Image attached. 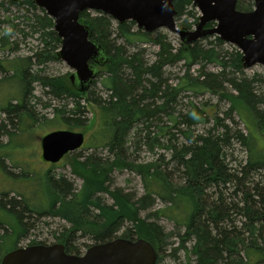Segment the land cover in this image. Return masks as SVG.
<instances>
[{"label":"trees","instance_id":"16d2710c","mask_svg":"<svg viewBox=\"0 0 264 264\" xmlns=\"http://www.w3.org/2000/svg\"><path fill=\"white\" fill-rule=\"evenodd\" d=\"M18 1L9 0L8 3L25 7L23 17L32 22L31 30L37 34L42 44L39 51L21 59L23 64L27 62L29 65L31 59H35L38 65L50 58L59 60L56 51L60 47V39L53 29V19L44 9L37 7L33 0ZM0 6H3L2 2ZM174 7L176 18L186 11L194 24L198 20L192 0L174 1ZM37 10L39 14L36 13ZM111 19L99 11H95L94 16L88 11L79 14V21L91 31L90 38L100 44L109 55L105 71L108 73L107 89L111 90L107 99L91 98L88 95L87 100L97 107L95 123L97 128L101 126V131H97L86 144L87 148H93L94 151L85 157L76 155L71 162L73 174L82 180L81 186L76 190L73 183L63 175L57 178L47 173L44 174V184L42 176L34 175V172L24 174L21 168L19 178H36L30 185L32 188L36 187L33 188L36 192L26 197L22 192L0 190V261L10 247L21 246L20 240L26 238L32 220L51 216L70 224L57 235L58 243L64 245L67 253L81 254L71 242L72 236L87 238L93 243L118 236L130 240L141 237L154 246L157 264L160 254L171 244L173 246L174 242L170 243V239L178 238L175 247L179 249L184 248L187 241L193 240L191 247L197 256V264H264V155L254 145L259 136L250 127V122L247 123L248 131L244 134L237 128L232 116L233 111H237L234 103L237 98V102L244 103L252 113L250 119L257 121L255 128L262 131L260 135L264 137V111H259L254 104L255 95L250 80H225L227 68L233 67L237 71L242 69L241 53L204 49L198 45V41L187 50L181 46L174 53L172 46L159 39V33L156 38H152L151 33L139 28L132 30L133 21L117 25L123 43H112ZM190 24L192 23H188L186 19L180 26L190 28ZM23 36L26 34L23 33ZM213 37L215 44L223 43L217 35ZM147 42H153L158 47L152 63H144L139 50L129 53L126 51L127 47H136V43ZM178 58H183L192 65L198 61L217 63L221 69L216 74H202L201 69L200 75L194 79H189L186 72L177 84L171 85L162 78V69ZM12 68V73L16 72L19 78V94L0 106L7 116L10 131L15 132L14 120L20 122L24 115L33 117L25 103L29 98L27 94H32V88L26 79L27 73L29 80L39 79L42 86L48 87L55 97H76L77 101L68 109V113L76 115L73 119L80 124L78 115L82 113L83 107L79 103L82 97L79 96L85 93L71 87L67 76L63 79L68 88L65 85L61 88L53 84L55 80L30 75L26 68ZM0 69L4 70L1 66ZM125 70L129 71L128 76L125 75ZM208 77H211L210 82L207 81ZM224 82L238 94L236 97L229 93L232 106L230 104L225 110V118L230 121V125L225 123L224 118L216 121L217 132L209 130L195 134L191 126L202 121L205 116L202 115L203 111L197 112L194 109L180 117L174 116V105L181 90L208 88L223 91L226 88ZM54 87L60 90L55 91ZM146 100L148 101L145 102ZM158 114L169 115L172 123L170 128L183 135L181 142L174 133L164 142L163 135L158 136L159 132L151 135V119ZM233 123L236 125L234 129ZM134 128L137 133L131 137L134 141L131 142L133 150L130 151L132 146L127 143L130 142V133ZM162 130L160 128L161 133ZM2 131L8 134L9 130L1 123L0 133ZM233 140L247 147V150L246 158L231 169L227 161L232 155L229 150L233 149ZM140 146H145L149 151L161 149L164 152L153 160H139L133 153ZM98 148L105 149L107 155L98 156ZM166 153L169 154L167 161ZM0 163V169L6 173L1 159ZM114 170L136 174L141 180L142 193L134 197L118 187L110 190ZM27 181L28 179H23L29 185ZM39 186H43L41 192ZM102 193L108 194L113 203L106 204L100 197ZM156 200L162 206L152 213H146L142 218V212L153 207ZM162 217L182 227L184 232L174 234L173 231H166L156 220ZM127 222L130 226L124 227ZM120 229L122 233L118 235ZM37 243L43 244L35 241L27 244Z\"/></svg>","mask_w":264,"mask_h":264},{"label":"rangeland","instance_id":"374dc122","mask_svg":"<svg viewBox=\"0 0 264 264\" xmlns=\"http://www.w3.org/2000/svg\"><path fill=\"white\" fill-rule=\"evenodd\" d=\"M8 1L9 0H0V3H3V6H0V66L4 69H0V106L4 105L11 97H17L19 94V78L16 72H14V74L12 73V67L26 68L27 71L30 72V75L36 74L38 77L55 80L53 84L61 88L64 85L66 86V82L63 77H68L73 72V69L60 59L52 60L50 58L41 65H38L35 59H31L29 65L27 62L23 64L21 59L32 56L35 52L41 49L42 44L37 38V34L31 30L30 25L32 22H28V20L23 17V15H25V7L21 5H10ZM253 7V0H238L236 5V8L242 11L251 10ZM84 11H88L91 16H94L96 10ZM194 12L199 17V11L196 8ZM36 13L39 14V11L37 10ZM186 19H188V23H192L190 24L189 29H193L198 20L195 21L194 24L192 21L193 19L187 16L186 11H183L179 17H175L176 26H180V24H182ZM111 21L113 24L110 30L112 33L110 39H114L112 43L114 41H116L117 44L123 43V38L119 32L120 30L117 28L119 23L115 19H111ZM129 21L132 20H127V22ZM131 28L132 30L138 29L134 21L131 24ZM23 33H25L26 36H23ZM158 33L160 34L159 39L172 46L174 53H176V50L180 49L181 42L177 33L161 27L151 32V37L156 38ZM196 41H198L197 43L201 48L213 49L216 52L222 51L235 53L236 51H239L236 46L224 41L222 44H215L213 35L204 36ZM135 46L136 47H127L126 51L129 53L130 51L139 50L140 57H142V61L144 63L149 64L155 60L158 47L153 42L136 43ZM48 47L50 48L51 45ZM188 68H190L189 71H187ZM201 69H203V71H201ZM220 69V65L217 63L198 61V63L192 65V63H187V61L183 58H178L175 62L167 64L163 67L162 78L166 81V83L175 85L180 81V78L183 77L186 72L188 73L189 79H194L200 75V71L202 74H216L220 71ZM124 73L128 76L129 71L125 70ZM107 75L108 73L105 71V67L102 65L99 66V71L93 79L94 83L89 86L85 94L79 96L82 97L79 99V103L83 107V111L78 115L80 122V124H78V122H75L73 119L76 115L73 116L71 113H68V109H71L74 102L77 101L76 97L74 99L70 96L65 98L63 97L64 95L61 98L55 97L51 92H49L50 89H48V87L42 86L39 79L31 78L32 80H29L28 73L26 74V79L30 83L29 86L32 88V94H27L29 98L25 100V103L26 108L29 109L33 117L30 118L24 115L23 118L20 117L22 118V121L18 122L17 120L16 122V120H14L15 132H12L10 131L11 129H9V126H7V116L0 108V124H5L7 131L9 130L8 134L6 131H2V133H0V149H3L0 151V159L3 162L4 170L6 171L5 173L0 169V190L3 189L22 192L26 197H29L36 192V190H33V188L35 189L36 187L32 188L30 186L36 178H19L21 168L23 169L24 174L34 172V175L42 176L44 184H46L44 174L47 173L57 178L60 175H63L73 183L76 190L80 188L82 180L73 174L71 162L74 158H76V155H82L81 157H85L87 154L94 151L93 148H87L86 144H88L90 138L96 134L97 131H101V126L97 128L95 123L97 111L96 105L91 101L89 102L87 99L88 95H91V98L97 99L100 97L102 99H107V96L111 93V90L107 89ZM225 76V80L233 78L236 80L241 78L250 80L251 87L255 95L254 104L259 111H264L263 65L256 63L248 67H242L239 71L230 67L226 69ZM210 78H207V81L209 80L208 82L211 81ZM215 83L216 81L214 82V85ZM223 85L226 87L223 91L211 90L208 88L181 90L178 93L176 104L174 105V116L180 117V115H184L194 109L197 112L203 111L202 115L205 114V116L202 117V121H199L191 126L194 133L202 134L209 130L217 132L216 130L218 127L215 124L216 121L224 119L225 110L229 108L230 104L232 106L231 96H229V93H232L231 95L236 97L238 95L234 90H232V87L229 84L224 82ZM54 90L58 91L60 88L54 87ZM147 101L148 100L145 102ZM237 101L238 100L236 98L234 103H236L237 111L235 110L232 113L233 120L238 125L237 128L244 134L247 133V123L250 122V127L259 136L254 145L257 149H259V152L264 155V137L260 135L262 131H258L255 128L257 126V121L250 119L252 113L246 109L245 104H239ZM12 102L15 103V100ZM58 110L60 112L57 113ZM62 111L65 112L63 113ZM62 114L64 118L61 116ZM229 122L230 121L225 118V123L229 124ZM151 124L152 126L149 128L151 135L159 132L158 136L163 135L162 137H164L163 142L166 141L169 136H172V133L175 134V137L178 138L179 142L183 140L181 132H176V130L170 128L172 123L168 114L156 115L153 119H151ZM235 126L236 125L233 123L232 128L234 129ZM160 128L163 129V133L160 132ZM181 128L184 129L182 126ZM59 129L83 132L84 142L78 149L67 153L59 162L54 164L44 162L41 158L40 138L51 131ZM136 133L137 132L134 128L133 132L130 133V142L127 143L128 145H131V142L133 143L134 139L131 137H133ZM232 143L233 149L229 150V152H232V155L229 156V159L231 160L228 159L227 162L229 163V167L234 169L240 161H243V159L246 158L247 147L245 148V146L240 145L235 140H233ZM131 146L132 148L130 151L133 150V145ZM96 152L99 154L98 156L101 155L105 157L107 155L106 150L103 148H98ZM162 152H164V150L154 149V151H149L145 146H140L139 150L133 153V156L139 160L148 161L155 159ZM165 155L167 161L169 159V154L166 153ZM1 166L2 164L0 163V168ZM23 179H28L27 184L29 185H26V182H23ZM28 187L30 190H28ZM116 187L121 188L124 193H128L134 197L135 195L138 196L142 193L140 178L133 172L125 170H114L112 172L109 189L114 190ZM42 189L43 186H39V192H41ZM100 197L106 204L113 203V199L106 193L100 194ZM159 206H162V203L159 200H156L153 207L142 212V218H144L146 213H152ZM150 217L152 218L153 216L151 215ZM156 220L166 231H173L174 234H182L184 232L182 227H179L178 225L176 226L172 221L167 220L164 217ZM30 223L31 229L29 233H27L26 238L20 240V245H26L30 241L42 242L43 244L59 242L57 236L58 233H61L64 227L68 228V226H70V224L66 221L51 216H44L40 219L32 220ZM129 226V222L124 225V227ZM122 229L117 232L118 235L122 233ZM71 239V242L78 247L81 253H83L89 245L94 244L92 240L87 238H77L72 236ZM170 241V243L174 242L173 246L171 244L160 254L157 264H197V256L192 252L191 247L193 240L187 241L185 243V247L180 249L175 247L177 246L178 238H171ZM9 250H11V247ZM220 264L225 263L221 262Z\"/></svg>","mask_w":264,"mask_h":264},{"label":"water","instance_id":"95a60500","mask_svg":"<svg viewBox=\"0 0 264 264\" xmlns=\"http://www.w3.org/2000/svg\"><path fill=\"white\" fill-rule=\"evenodd\" d=\"M174 1L177 0H33V3L53 19V29L60 39L56 56L73 69L70 83L81 93L87 91L96 77L97 66L108 61L104 48L90 38L89 27L78 21L84 10L100 11L118 23L132 20L147 33L164 27L179 35L184 50L204 36L217 35L239 49L243 67L256 63L264 66V0H253L254 7L246 11L236 8L237 0H192L200 14L193 29L176 26ZM208 23L212 26H206ZM91 60L96 64L90 63ZM76 80L80 87L75 85ZM83 142V132L51 131L40 138L41 158L47 163H57ZM156 258L149 241L115 237L90 245L82 254L67 253L61 243L22 245L2 255L0 264H155Z\"/></svg>","mask_w":264,"mask_h":264},{"label":"flooded vegetation","instance_id":"af4514ba","mask_svg":"<svg viewBox=\"0 0 264 264\" xmlns=\"http://www.w3.org/2000/svg\"><path fill=\"white\" fill-rule=\"evenodd\" d=\"M90 63H93L94 65L96 64V63H95L94 61H92V60L90 61ZM106 64H107V63H106ZM103 66H106V65L104 64ZM69 78H70V75L68 76V79H69ZM69 82H70V79H69ZM70 84H71V83H70ZM71 85H72V84H71ZM73 85H74V84H73ZM75 85L78 86V87H80V85L78 84V81H77V80L75 81ZM71 87H74V86H71Z\"/></svg>","mask_w":264,"mask_h":264},{"label":"bare ground","instance_id":"6f19581e","mask_svg":"<svg viewBox=\"0 0 264 264\" xmlns=\"http://www.w3.org/2000/svg\"><path fill=\"white\" fill-rule=\"evenodd\" d=\"M13 219V218H12ZM141 238V237H140ZM45 244V243H44ZM154 247V246H153ZM155 249V248H154Z\"/></svg>","mask_w":264,"mask_h":264}]
</instances>
